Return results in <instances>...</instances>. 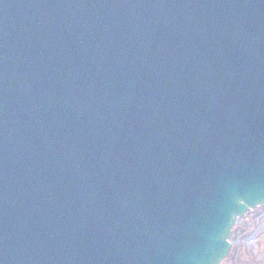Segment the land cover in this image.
<instances>
[{"label":"water","instance_id":"water-1","mask_svg":"<svg viewBox=\"0 0 264 264\" xmlns=\"http://www.w3.org/2000/svg\"><path fill=\"white\" fill-rule=\"evenodd\" d=\"M264 204V0H0V264H221Z\"/></svg>","mask_w":264,"mask_h":264},{"label":"rangeland","instance_id":"rangeland-1","mask_svg":"<svg viewBox=\"0 0 264 264\" xmlns=\"http://www.w3.org/2000/svg\"><path fill=\"white\" fill-rule=\"evenodd\" d=\"M231 243L235 257L231 255L221 264H264V204L237 220Z\"/></svg>","mask_w":264,"mask_h":264},{"label":"flooded vegetation","instance_id":"flooded-vegetation-1","mask_svg":"<svg viewBox=\"0 0 264 264\" xmlns=\"http://www.w3.org/2000/svg\"><path fill=\"white\" fill-rule=\"evenodd\" d=\"M258 206H260V205H258ZM258 206H256V207H258ZM255 207V208H256ZM255 208H253V209H250L249 211H247L246 212V214L248 213V212H250V211H253ZM242 217V216H241ZM240 217V218H241ZM236 224V223H235ZM234 227H235V225H234ZM234 227H233V229H234ZM253 227V226H252ZM257 228H258V226H257ZM233 229H232V232H231V235H230V243H231V236H232V233H233ZM251 230H252V235L255 233V231L253 230V228H250ZM259 230V229H258ZM233 251H234V249H233V247H232V243H231V247H230V251H229V254H228V256H227V258H230L231 257V255H233L234 257H235V255L233 254Z\"/></svg>","mask_w":264,"mask_h":264}]
</instances>
